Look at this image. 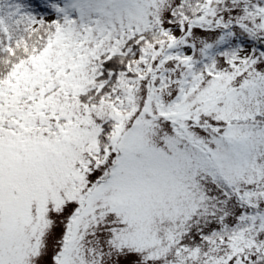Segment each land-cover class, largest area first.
<instances>
[{"label":"snow or ice","instance_id":"snow-or-ice-1","mask_svg":"<svg viewBox=\"0 0 264 264\" xmlns=\"http://www.w3.org/2000/svg\"><path fill=\"white\" fill-rule=\"evenodd\" d=\"M0 264H264V0H0Z\"/></svg>","mask_w":264,"mask_h":264}]
</instances>
